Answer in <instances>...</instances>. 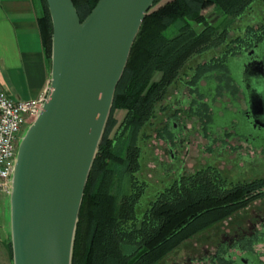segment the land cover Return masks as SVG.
I'll use <instances>...</instances> for the list:
<instances>
[{"label":"trees","instance_id":"16d2710c","mask_svg":"<svg viewBox=\"0 0 264 264\" xmlns=\"http://www.w3.org/2000/svg\"><path fill=\"white\" fill-rule=\"evenodd\" d=\"M80 20L97 0H72ZM253 0H155L131 46L122 76L115 88L111 111L92 164L79 209L72 264H157L179 242L210 226L252 201L264 197V176L228 181L216 168L184 175L149 201L138 212L143 184L133 181L130 171L137 166L136 148L117 162L114 148H125L141 127L156 116L166 88L195 53L216 47L224 39L205 17L214 8L231 18L240 16ZM37 17L43 49L50 62L52 23L46 0H38ZM193 22L201 23L196 30ZM167 31L171 35H167ZM218 34V36H216ZM264 42V17L249 25L243 36L231 40L229 52ZM222 58L200 65L197 78L207 70H218ZM159 72L160 76L155 78ZM226 78L227 86L232 84ZM197 81V80H196ZM125 109L118 140L112 144L113 111ZM130 147V146H129ZM120 166V169L117 167ZM129 181V184H128ZM132 185V186H133ZM254 240L264 239V231ZM11 253V247H10Z\"/></svg>","mask_w":264,"mask_h":264},{"label":"water","instance_id":"95a60500","mask_svg":"<svg viewBox=\"0 0 264 264\" xmlns=\"http://www.w3.org/2000/svg\"><path fill=\"white\" fill-rule=\"evenodd\" d=\"M155 0H46V99L21 135L9 180L11 264H72L84 188L131 46Z\"/></svg>","mask_w":264,"mask_h":264},{"label":"flooded vegetation","instance_id":"af4514ba","mask_svg":"<svg viewBox=\"0 0 264 264\" xmlns=\"http://www.w3.org/2000/svg\"><path fill=\"white\" fill-rule=\"evenodd\" d=\"M238 17H230V20H235ZM263 17L264 14L258 20L246 23L237 34L232 36H228L226 28L218 29L207 20L218 31L223 32L225 30L223 41L216 47H210L200 53L193 54L184 64L179 76L168 84L161 101L158 103L156 116L141 127L128 146L120 150L116 147L111 151L112 154L117 156V162L122 163L121 158L126 156L127 149L136 148L137 166L131 169L129 174L131 179L130 184L129 181L128 184L131 185L130 188L134 187L133 181H136L138 185H144L137 207L139 213L148 206L149 201L159 191L179 181L182 176L204 168H216L223 178L232 182L264 176H243L249 168L264 163V134L253 133L243 126L245 122L252 124L255 129L264 126V53L261 57L256 54L259 44L264 42H254L248 48L236 49L238 51L236 53L228 50L230 46H236V43L231 42V40L243 36L247 26L258 24L263 20ZM237 56L249 57L243 74H239L241 77L239 80L233 77L227 66L228 59ZM250 56L252 57L250 58ZM219 58L223 59L220 69H209L202 77L197 78L201 64ZM227 77H231L235 90L233 87L227 86ZM120 109L116 108L113 111L116 122L109 133L112 144L118 140L120 133L118 126L125 115V109H122L124 113L121 118L118 119L115 116L116 110ZM228 112L231 114L239 112L244 118L233 117L230 122L231 125H216L213 130H209L208 125L214 115L216 118H222ZM158 118L159 124L156 123ZM149 137L160 141L161 160L159 159V163L165 166L172 167L175 165L173 161L175 156L172 152L179 147L184 151L191 150V147L201 150L203 147L208 146L211 140L210 144L212 146L222 143L223 150H227V156L234 162L237 159L236 163L240 164L241 168L245 170L243 173L236 174L235 178L229 179L221 173L216 165L207 164L195 169H188L185 168L187 163H183L180 172L172 177L167 184L158 186L153 196L142 205L141 201L147 187V181L144 176H139V171L141 168L143 170V165L145 166L149 159L146 158L141 146L147 143ZM189 138L196 141H189ZM198 138L208 139L205 146L197 141ZM155 156L157 155L155 154ZM117 169H120V166ZM261 199H256L247 206L207 226L209 229L204 227L208 229L205 232L199 233L204 228L197 230L191 236L194 237V240L183 243L187 240L185 239L179 242L157 264H161L168 254L171 255L176 252L180 253L179 260L171 264H264V239L254 240L258 234L262 237L264 215L249 230L234 229L232 224L229 223L232 216ZM224 223L226 224L225 229ZM216 233L217 235H215ZM214 237L216 239L212 240Z\"/></svg>","mask_w":264,"mask_h":264},{"label":"rangeland","instance_id":"374dc122","mask_svg":"<svg viewBox=\"0 0 264 264\" xmlns=\"http://www.w3.org/2000/svg\"><path fill=\"white\" fill-rule=\"evenodd\" d=\"M264 14V0H253L249 7L245 10V12L236 18L235 20H230V16L224 14L215 9H206L205 17L206 19L215 25L218 29H227L228 36H232L237 34L241 28H243L246 23L258 20ZM193 26L196 30L202 28L201 23L193 22ZM167 35H171L169 31H167ZM262 53H264V43L259 44V48L256 51V54L261 57ZM252 56H250L251 58ZM248 56H237L231 57L228 59L227 66L233 77L239 80L241 77L239 74H243L246 62L248 61ZM160 73L157 72L155 74V78H158ZM124 110H116L115 116L120 119ZM222 118H216L214 115L212 121L209 123V130H213L216 125L219 126H229L231 125V119L233 117H242V114L239 112H235L231 114L230 112L226 113ZM159 124V118L156 121ZM246 130L251 131L253 133H261L264 134V126L258 127L255 129L252 124L245 122L243 125ZM24 130H22L21 134H23ZM263 132V133H262ZM147 143L141 146L146 154V158L149 159L148 163L144 166L143 170L140 169V177L144 176V179L147 181V187L144 191L143 199L141 201L142 205L145 204L148 199H150L158 186L161 184H167L172 177L177 175L183 163H187L185 168L195 169L200 166H204L207 164L216 165L221 173L228 177L229 179L235 178L236 174H240L244 172V168H241L240 164H237L238 161L235 159V162L232 161L226 154V149L223 150L224 146L222 143L218 145H211L210 141L208 146L203 147V149L198 150L196 147L191 150L184 151L180 147L177 150L172 152L175 156L173 161L175 165L172 167L165 166L159 163L160 155H161V144L160 141L155 138L147 139ZM155 140V142H153ZM189 141H196L189 138ZM197 141L203 146H205L208 139L203 140L198 138ZM192 142V143H194ZM155 143V144H154ZM155 146V147H154ZM155 154L157 156H155ZM161 160V159H160ZM138 174V173H137ZM264 175V163L258 164L257 166H253V168H249L246 173L243 175L245 177H256ZM264 215V197L260 201H256L255 203L249 205L248 207L242 209L239 213L232 216L230 220V224H232L233 228H241L243 230H249L250 227L257 224L258 220L261 216ZM224 223V229H225ZM208 228V227H207ZM207 228L202 229L199 233L205 232L208 230ZM217 235V233L215 234ZM214 237L212 240H215ZM194 240V237L187 239L185 242H190ZM189 246V245H188ZM10 235H9V205H8V196L4 195L0 198V264H11V253H10ZM171 254V253H170ZM169 255V254H168ZM166 256V259L161 264H171L174 261H178L180 257V253L177 252L175 254H171Z\"/></svg>","mask_w":264,"mask_h":264},{"label":"crops","instance_id":"0c3cea01","mask_svg":"<svg viewBox=\"0 0 264 264\" xmlns=\"http://www.w3.org/2000/svg\"><path fill=\"white\" fill-rule=\"evenodd\" d=\"M40 13L38 0H0V85L16 99L38 97L49 81Z\"/></svg>","mask_w":264,"mask_h":264},{"label":"built area","instance_id":"2783aa9c","mask_svg":"<svg viewBox=\"0 0 264 264\" xmlns=\"http://www.w3.org/2000/svg\"><path fill=\"white\" fill-rule=\"evenodd\" d=\"M46 89L36 98L12 97L0 85V198L7 195L21 132L37 116L46 99Z\"/></svg>","mask_w":264,"mask_h":264}]
</instances>
